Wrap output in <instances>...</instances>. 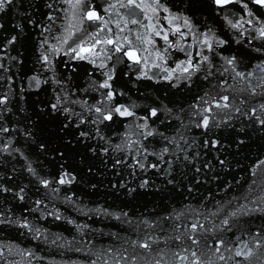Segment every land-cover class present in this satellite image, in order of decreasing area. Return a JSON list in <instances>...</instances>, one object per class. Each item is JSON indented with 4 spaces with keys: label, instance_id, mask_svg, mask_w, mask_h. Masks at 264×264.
I'll list each match as a JSON object with an SVG mask.
<instances>
[{
    "label": "water",
    "instance_id": "1",
    "mask_svg": "<svg viewBox=\"0 0 264 264\" xmlns=\"http://www.w3.org/2000/svg\"><path fill=\"white\" fill-rule=\"evenodd\" d=\"M49 2L52 9L47 7ZM161 2L173 13L191 17L200 31L211 29L217 38L227 41L213 52L204 51L213 65L207 79H203V71L193 75L190 81L169 82L163 79L167 76L163 68H172L187 60L185 52L192 51L193 59H197L196 47H186L194 42L190 37L181 39L169 32V39L179 45L169 48L164 40L153 34L151 28L140 24L129 23L121 32L115 21L121 17L129 20L133 17L128 16V9L119 7V0H83L81 9L95 10L109 21L108 28L112 31L106 28L99 33L98 39L111 37L116 40L119 36L117 42L125 44V48H147V52L141 54L148 56L145 70L152 79H137L143 66L133 63L122 52L109 51L111 45L103 43L97 48H105L111 60L102 56L96 64H90L63 54H53V67L49 69L43 64L40 56L45 49L40 48V43L45 37L49 44L57 43L54 37L65 34L66 12L70 15L71 11L63 0H19V7L9 6L6 12L0 13V24L4 25L0 28V46L6 49L0 51V57L4 58L0 62L7 67V71L0 70V77H3L0 79V97H8L7 104L0 107L10 109L0 117L3 126L10 129L0 133V146L11 140L8 152L13 148L19 149L11 155L7 152L0 154V185L12 189V192L0 193V213L13 221L0 224V249H3L0 264H87L105 250L111 251L102 255L97 264H104L105 260L108 264H117L112 257L118 260L120 255H126L129 261H120L119 264H129L133 257L136 258L135 264H156L157 261L159 264H189L195 259L191 255L193 251L201 264L205 261H211V264H264V243L256 246V242L264 237V213L254 210L264 207V202L259 199L264 196V165L256 168L264 160V125L256 119V116L264 119V112L259 110L264 104V95H260L264 93V87H256V94L252 92V87L264 84V81L257 79L261 75L258 71L250 80L241 81L231 70L232 66L223 59L234 56L238 63L236 71L247 75L256 70L257 64L264 65V40L251 38L258 35L252 31L241 36L226 24L225 16L235 22L236 17L245 14V9L239 4L222 10L217 9L212 0ZM245 2L264 22V9L252 4L251 0ZM112 4L117 7L110 9ZM106 8L110 10L105 12ZM132 11L137 13V18H143L144 13L139 9ZM222 11L224 16L219 14ZM49 12L56 18L54 23L46 19ZM29 14L41 26L52 24L51 30L41 35L40 28L28 23ZM76 14L78 17L83 15L81 10ZM165 15L162 11L159 13V24L166 25ZM150 22L155 21L142 20L143 24ZM17 23L23 25L22 33L15 27ZM98 27L96 23L85 20L83 31L76 32L65 47L72 46L77 40L88 39ZM121 27H125L123 22ZM251 27L245 25V28ZM13 36L17 37L16 43L9 45L8 41ZM125 36L131 39V45L124 41ZM137 36L153 39L156 47L142 43L136 39ZM91 43L93 41H89ZM181 47L184 51L180 50ZM165 48L167 52L163 51ZM157 51L167 63L156 61ZM102 62L108 67H97ZM154 62L162 66L153 67ZM113 67L115 78L112 83L124 95L109 103L134 105L138 116L152 107L171 108L173 115L179 112L184 124L188 125L182 131L191 144V150L177 152L171 157L170 174L164 171L169 165L162 161L163 167L159 172L130 166L134 163V156L129 154V150L117 147L125 144L129 132L138 131L128 119L114 118V123L105 121L97 125L86 122L79 128L74 126L81 116L85 121L96 118L98 114L90 110L92 106L104 107L97 102L104 99L102 93L105 90L97 85L106 78L102 73ZM224 68L229 70L224 72ZM33 76L42 81L38 89L32 86ZM44 80L48 83L44 84ZM173 84L177 86L173 87ZM57 95L62 98L64 106L72 110L71 113L50 108ZM223 96L229 97L231 109L214 107L217 102L223 103ZM205 100L208 106H213L215 120L220 122L219 127L212 129L213 139L219 142V148H213L211 142L204 148L205 137L194 126L201 119L195 113L199 107L206 106ZM236 108L240 111L236 112ZM253 111L255 115H250ZM162 118L165 122L153 126L171 137L180 126L179 121L172 119L169 124L166 113ZM65 123L67 127H64ZM29 130L31 136L27 135ZM80 131H86L88 136L79 137ZM132 138L135 139V135ZM144 143L150 145L149 151H158L166 141L156 136ZM180 143L185 147L183 142ZM40 144L45 145V150L38 147ZM92 148L96 152L91 151ZM104 149H107L106 154ZM171 151L172 146L170 154ZM184 155L190 160H184ZM147 160L158 162L154 156H148ZM29 162L45 179L55 181L67 170L76 176V182L70 186L53 183L44 188L26 170ZM197 168L200 171H196ZM254 169L255 176L252 175ZM143 180L149 182L146 189L139 187ZM169 180L173 183H168ZM53 187L59 191L53 192ZM128 188L136 191L129 194ZM20 189H23V201L14 195ZM36 201L42 203L37 205ZM243 205H247L245 213L231 217V212ZM105 210L108 214H103ZM213 212L218 214L211 215ZM56 215L60 219H56ZM226 218L229 220L227 226L222 224ZM25 220L30 226L38 227L44 236L36 238L35 232H29L16 223ZM258 232L260 237H256ZM56 237L62 239L53 244L51 241ZM193 239L199 243H193ZM220 240L224 241L223 246L218 244ZM64 241L72 243L69 245ZM144 241L149 242L150 251L139 247V243ZM245 244L247 248H244ZM77 248L88 251H76ZM229 248L232 251H228ZM242 248L245 252L251 249L252 254L247 259L235 256V251ZM177 252L187 255L189 262L180 261L175 255ZM221 256L224 259H220Z\"/></svg>",
    "mask_w": 264,
    "mask_h": 264
},
{
    "label": "snow or ice",
    "instance_id": "2",
    "mask_svg": "<svg viewBox=\"0 0 264 264\" xmlns=\"http://www.w3.org/2000/svg\"><path fill=\"white\" fill-rule=\"evenodd\" d=\"M64 3H66L69 6V10L71 11V14L69 15L68 12H66V17L68 19V23L65 25L64 28V35L54 37V39L57 41V43L49 44V41L47 37L44 38V40L40 43V48L45 49L40 56V60L43 64L47 65L49 69L53 67L51 56L53 54H63L66 56H69L72 60H82L87 61L90 64H96L97 60H100L103 56L107 60H111L112 57L107 54L105 51V48H97V45L103 43L105 46L111 45V48L109 51L115 53V52H122L123 56L127 57L130 61H132L135 64L142 65L141 74L138 75L136 78H146V79H152L153 77L149 75V72L145 69H147V55H142L141 53L147 52V48L140 49L135 47H127L125 48V44H121L117 42L120 37L117 36L116 40H114L111 37H106L103 40L98 39L99 33L104 31L106 28L109 32L112 31L111 28H108L109 21L106 20L103 16L100 15L99 12L95 10H87V9H81V5L83 3V0H63ZM212 3L216 6L217 9L222 10H229L231 5L239 4L245 9V14L243 16H239L235 18V22L233 19L228 18L225 16V21L230 28L240 32L241 36L245 34V32L252 31L258 33L256 37L251 38H258L261 40H264V22L260 20V18L256 15L255 12H253L249 8V4L245 2V0H212ZM252 4H255L259 6L260 8L264 9V0H251ZM9 6L12 8L19 7V0H0V13H4L8 10ZM47 7L49 9H52V3H48ZM117 7L116 4L110 5V9H115ZM119 7L120 8H126L129 10L128 16L133 17L132 19H128L127 17H121L120 20L115 21L116 27L121 31H125V28L129 23L135 25L140 24L141 27L144 28H151L152 32L155 36L160 37L162 40H164L168 47H174L179 45L176 44L175 41L169 39V32L173 36H179L181 39H187L191 38V40L194 42V44L190 43L187 44L186 47L189 49H192L193 47H196V57L197 59H193L192 51L185 52V55L188 57L187 60H184L180 63L175 64L174 67L168 68L164 67L163 71L167 73V76L163 77V79L168 80L169 82L173 80H180L184 79L186 81H190L197 72L203 71L205 73L203 79H207L208 75H211L212 70V63L210 61V58L208 55H204V51L207 50L208 52H213L216 50V48L224 46L227 41L223 39H219L216 37L215 33L211 31V29H208L206 31H200L198 26L194 23L193 19L189 16L180 14V13H173L170 8L165 6L164 3L161 2V0H127L125 3V0H119ZM109 8L104 9L105 12H108L110 10ZM133 9H139L140 12L144 13L143 18H137V13L132 11ZM77 10H81L83 15L82 17L77 16ZM166 13V15L163 17L164 20H166V25L159 24V13L160 12ZM220 15L224 16V12H220ZM119 15V13H117ZM46 19L49 21L55 22V17L52 15L51 12H49L46 16ZM85 20L92 21L93 23H96L99 27L98 30L95 33H92L88 36V39L86 40H77L75 43L72 44L70 47H65L69 44V41L72 40V38L75 36L76 32L83 31V24ZM142 20H149V21H155L154 23L149 24H143ZM121 22H123L125 27H121ZM28 23L36 28H40L41 35H43L45 32H49L52 28V24L43 25L37 24V22L33 19H31L29 14V20ZM252 25L250 29L245 28V25ZM4 25L0 24V28H3ZM15 27L18 29L20 33L24 31L23 25L20 23H17ZM124 41L127 42V44L131 45V39L127 36L123 37ZM137 40H141L142 43H146L153 48L156 47L155 41L151 38L141 36L136 37ZM17 37L13 36L8 41V44H14L16 43ZM89 41H93V43L89 44ZM239 42V41H237ZM2 46H0V51H4ZM181 51H184V48H180ZM257 51H261V49H256ZM164 52H167V48L163 49ZM3 57H0V60H3ZM13 60L16 59V57H12ZM225 63L229 66H232L231 70L235 72V76L239 77L241 81L244 80H250L252 77L256 76V72L258 71L261 73L257 77L260 81H264V65L257 64L256 70L253 72L245 73L236 71V67H238V63L236 61V58L233 57H224L223 58ZM156 61L167 63V61L164 59V56L157 51L156 52ZM204 66L203 68L201 66ZM153 67H161V63L154 62ZM97 67L100 68H107L106 63H100L97 64ZM0 70L7 71V67L4 63L0 62ZM229 69L224 68L223 71L227 72ZM106 78L101 81L97 87L99 89H104L105 91L102 93L104 99L97 102V105H104V107L101 106H92L90 110L94 111L98 115L95 119L91 121H85L84 118L81 116L78 122L74 125L75 127L79 128L81 124L83 123H92V124H102L105 121L114 123V118H125L131 121L132 124L135 125L136 131L135 133L129 132L125 137V144L121 146H117L120 148V150H129V154L134 156V163L130 165L133 168H138L142 171L147 170H155L159 172L161 168L163 167V164H168L169 168L164 169L165 172H168L170 174V168H171V157L176 156L177 152H187L191 150V144L189 143V140L185 137L183 129H186L188 125L184 124V121L181 119L179 112H177L175 115H173V110L171 108L166 107H152L149 108L144 115H137L135 112L134 105L125 106L122 103L116 102V103H109L112 101H116L117 97L123 96L124 93L120 92L118 89L115 88L112 81L115 78V68H111L108 70V72L102 73ZM3 77H0L2 79ZM9 79H11L9 77ZM31 81L33 82V85L35 88H39L42 81L37 77L33 76L31 78ZM44 84L48 83V80L43 81ZM57 84H60V81H56ZM227 83V81H225ZM177 86L176 84H173V87ZM256 87H264V84H258L255 87H252L253 94H256ZM260 95H264V93H260ZM61 97L57 95L55 98V102L50 105V108L54 111H61L62 113L69 114L72 112L70 108H67L64 106V104L61 102ZM223 103L217 102L214 104V107L217 109H231L232 105L228 103L229 97L223 96L222 98ZM8 101L7 96L0 97V106L6 105ZM204 104L206 106L199 107L197 109V112L195 115H198L201 117L198 121L195 122L194 126L197 129L201 130V135L205 137V142L202 145L204 148H207L209 145V142H211V146L213 148H219V142L215 139H213L212 136V129L219 127L218 121L215 120L216 113L213 112V106H208V101H204ZM10 109L0 107V117H2L3 113L5 111H9ZM261 112H264V104H261L260 109ZM236 112H239L240 109L236 108ZM166 113V119L167 122L170 124L172 119H175L179 121V125L176 129V132L171 137L165 136L163 132H160L158 129L154 128L153 125L158 123L165 122V119L162 118L163 114ZM250 115H255V112L253 111ZM256 119L259 121L261 125H264V119H261L260 116H256ZM70 122V121H69ZM227 122V121H225ZM68 124L65 123L64 127H67ZM182 126V127H181ZM15 129H11V131H14ZM10 129L3 126V123L0 122V133H6L9 132ZM97 131H99V128L97 127ZM28 136H31V130L27 132ZM133 135H135V139H133ZM79 137H87L88 133L86 131H80L78 133ZM159 136L163 140L166 141V144L160 148L158 151H149L150 145H146L144 143L145 140H148L151 137ZM101 139L103 137L101 136ZM183 142V145L185 147H181V143ZM195 143V141H193ZM240 143H243V140L240 141ZM135 146V147H134ZM170 146H172V151L170 154ZM42 151L45 150V145L40 144L38 146ZM11 148V140L8 141L6 145L0 146V154L2 153H8L9 155L12 154V152H19V149L13 148L12 152H8V149ZM91 151L96 152L95 148H92ZM103 153H107V149L103 150ZM23 155V153H21ZM59 155L63 156V153H59ZM196 155H199V152L196 153ZM148 156H154L156 161L155 163L148 162L147 157ZM179 159L180 157H176ZM25 159H27L25 157ZM184 160H190V157L187 155L183 156ZM160 161L163 162L160 163ZM122 162V161H118ZM220 163H224L223 161H220ZM262 165H264V160L260 161L259 164L256 165V168L259 169ZM29 173L32 174V176L36 177L39 181V184L42 185L44 188H49V186L53 183L60 184V185H67L70 186L71 184L76 182V176L67 170H64L60 177L56 179L55 181L45 179L41 176H39L37 170L32 167L31 162L28 163L27 169ZM89 172H91V169H88ZM196 171H200L199 168L196 169ZM252 175H256L255 169L252 171ZM168 183H173L172 180H169ZM255 183V181H253ZM149 182L148 180H143L141 184L139 185L140 188H148ZM95 187V185H93ZM121 187H125L124 185H121ZM53 192H58L59 189L53 187ZM135 188H128L129 194L132 192H135ZM6 192H12V189L7 188L3 185H0V193H6ZM14 195L20 200H24L23 195V189H20V191L15 192ZM262 202H264V196H261L259 198ZM41 201H36L37 205H40ZM254 203V202H253ZM247 209V205H243L240 209H237L236 211L231 212V217H236L238 213L244 214L245 210ZM255 211H259L261 213H264V207H259L254 209ZM99 212L100 209H97ZM248 211H252V209H248ZM103 214H108L105 210ZM217 212L211 213V215H217ZM125 217H127V213L123 214ZM116 219H120V216H116ZM56 219H60L59 215H56ZM4 223H13V221L10 218H5L3 213H0V224ZM17 225L19 227H22L29 232H35L36 238H39L40 236H44V233L40 231L38 227L30 226L25 220L23 223L16 221ZM222 224L227 226L229 224V220L226 218L222 221ZM79 227V226H78ZM195 227V225L193 226ZM201 228H203V225H200ZM261 234L258 232L256 233V237H260ZM45 239L47 237L45 236ZM61 237H56L51 242L53 244H56L57 241H60ZM255 239V238H254ZM64 243H68L69 245L72 243L71 241H64ZM193 243L198 244L199 240L193 239ZM261 243H264V237L261 238V240H258L256 242V246L259 247ZM218 244L220 246L224 245V241L220 240L218 241ZM58 246H63V244H59ZM136 245L134 244L133 247ZM139 247L151 250L150 244L147 241H144L142 243H139ZM244 248H247V244L244 245ZM228 251H232V249H227ZM11 251V249H9ZM76 251H85L88 250L77 248ZM111 250H105L104 253H102L100 256H97L96 259L89 260L87 264H97V261L102 258V255L106 254ZM126 251V250H125ZM187 252V249L184 250ZM216 251H219V247L216 249ZM251 249H249L247 252L244 251V249H237L235 251V256L237 257H243V259H247L251 255ZM3 255V249H0V256ZM27 255H32L31 253H27ZM95 255V253H93ZM180 261L189 262V257L187 255H181L179 252L175 254ZM192 257H195V259L191 260L189 264H201V260L199 257H196V252L193 251L191 253ZM113 260H116L117 264H119L120 261H129V258L126 255H120L119 259L115 256L112 257ZM220 259H224L223 256L220 257ZM136 258L133 257L132 260L129 262V264H135ZM104 264H108V261L105 260ZM156 264H159V261L156 262ZM205 264H211V261H205Z\"/></svg>",
    "mask_w": 264,
    "mask_h": 264
}]
</instances>
